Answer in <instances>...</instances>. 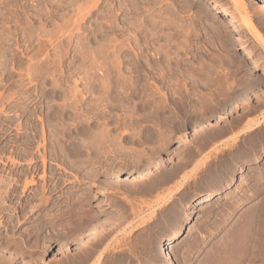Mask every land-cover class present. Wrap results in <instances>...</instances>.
Wrapping results in <instances>:
<instances>
[{
    "label": "rangeland",
    "instance_id": "374dc122",
    "mask_svg": "<svg viewBox=\"0 0 264 264\" xmlns=\"http://www.w3.org/2000/svg\"><path fill=\"white\" fill-rule=\"evenodd\" d=\"M207 1L0 0V263L167 264L190 214L173 264H264V0Z\"/></svg>",
    "mask_w": 264,
    "mask_h": 264
},
{
    "label": "bare ground",
    "instance_id": "6f19581e",
    "mask_svg": "<svg viewBox=\"0 0 264 264\" xmlns=\"http://www.w3.org/2000/svg\"><path fill=\"white\" fill-rule=\"evenodd\" d=\"M237 1V0H236ZM240 1V0H239ZM259 2V1H258ZM205 5L206 4H208V3H210V1H207V0H204V2H203ZM242 3V2H241ZM258 5H259V11H260V14H262L263 16H264V3L263 2H259L258 3ZM211 8H212V10H215L217 13H219V14H222V13H226V14H228V15H230L231 17H232V19H233V21H235V22H238L237 20H236V16L237 15H235V13L233 12V11H226L227 9H224V8H222V7H218V6H216V5H211ZM260 36V35H259ZM262 36V35H261ZM263 38H261V40H262ZM250 85V84H249ZM257 86V85H256ZM247 87H249V86H247ZM254 87H255V85H254ZM252 88V87H251ZM256 88V87H255ZM238 94V93H237ZM234 97V99H235V96H233ZM237 97V99L239 98L238 96H236ZM232 98V97H231ZM201 99V98H200ZM204 99V98H203ZM211 99V98H210ZM226 99V98H225ZM232 99L233 100V102L235 103V100H236V102H237V99ZM205 100V99H204ZM231 100V101H232ZM243 104L244 103H246L247 101V99L244 97H242L241 99H239ZM251 100V99H250ZM249 100V101H250ZM210 101V100H209ZM217 101V100H216ZM224 101V100H223ZM226 101V100H225ZM201 102V101H200ZM205 102V101H204ZM215 102V101H214ZM227 103H229L228 101H227ZM263 104H264V100H263V102H262ZM261 103V104H262ZM211 104V103H210ZM224 104V103H223ZM251 104H252V102H251ZM229 105V104H228ZM219 106H220V104H219ZM222 106V105H221ZM263 106V105H262ZM211 107V106H210ZM217 107V106H216ZM249 107V106H248ZM264 107V106H263ZM223 108H225V106H223ZM262 108V107H261ZM210 109H212V108H210ZM220 110H221V108H220ZM214 111V110H213ZM222 111V110H221ZM247 111V110H246ZM160 112V111H159ZM159 112H157V111H155V112H149V114H148V117L149 118H153V119H159L160 117H161V112L159 113ZM223 114H224V111L222 112ZM257 113V112H256ZM253 115V114H252ZM204 119V118H203ZM243 119V118H242ZM263 121V119H259L258 121H256L255 122V125H250L248 128H246L245 130H247V129H252V128H254L256 125H259L261 122ZM210 123V121H208V122H205L204 124L203 123H200V124H197L196 125V127L198 128V129H202V128H205V126L206 125H208ZM230 124H232V123H230ZM229 124V125H230ZM231 127V126H230ZM93 130V129H92ZM227 130V129H226ZM233 130V129H232ZM224 131V130H223ZM222 131V132H223ZM218 132V131H217ZM221 132V131H220ZM226 132V131H225ZM93 133V132H92ZM222 133H218V135H221ZM224 134V133H223ZM100 135V134H99ZM148 135V134H147ZM150 135H152V139L153 138H155V139H157V138H159L157 135L158 134H156V132H151V134ZM233 136V135H232ZM206 137H207V135H206ZM210 138H212V135H208V140L210 139ZM95 140V139H94ZM212 140V139H211ZM207 141V140H206ZM208 143V142H207ZM55 144V143H54ZM62 144H63V142H62ZM215 144V143H214ZM87 146V145H86ZM197 148V147H196ZM57 149V148H56ZM65 149V148H64ZM69 149V148H68ZM91 149V148H90ZM55 151V150H54ZM45 152V151H44ZM56 152V151H55ZM97 153V152H96ZM75 154V153H74ZM197 154V153H196ZM188 155V154H187ZM191 155V154H190ZM72 157V156H71ZM186 157V156H185ZM192 157H194V156H192ZM84 158V157H83ZM82 158V159H83ZM92 158V157H91ZM38 159V158H37ZM40 159V158H39ZM81 159V160H82ZM85 159V158H84ZM186 159H188V160H186V161H183V163L181 162V164L180 163H178V165L176 166V165H174L170 170H168V169H166V166L165 165H163L164 163H165V161L163 160V161H157L155 164H157L158 165V167L160 168V170L158 171V173L157 174H155V176L153 175L152 176V173H151V171H153V168L152 167H149L148 169L146 168V170L145 171H143L142 173H141V179L144 177V176H149V179H147V183L145 184V186H143V192H145V193H152V192H154L155 191V189L156 188H159V187H161L162 185H165V184H168V183H173L174 181H175V178H177V176L179 175V173H180V171L181 170H183L184 168H185V165L186 166H188V165H190V162H192V159H191V156H189L188 158H186ZM30 160V159H29ZM92 160V159H91ZM96 160V159H95ZM184 160V159H183ZM14 162V161H13ZM77 162V161H76ZM43 163L45 164V158L43 157ZM71 163V162H70ZM90 163V162H89ZM98 163V162H97ZM83 164V163H82ZM139 164V163H138ZM63 165V164H62ZM146 165V164H145ZM80 166V165H79ZM87 166V165H86ZM30 168V167H29ZM36 168V167H35ZM183 168V169H182ZM168 170V171H167ZM182 172V171H181ZM23 173V172H22ZM151 174V175H150ZM184 174V173H183ZM93 175V174H92ZM144 175V176H143ZM140 176H138V177H140ZM143 176V177H142ZM35 177V176H34ZM93 177V176H92ZM155 177V178H154ZM86 178V177H85ZM128 179L130 180V181H132L133 182V180H136V179H133L131 176L130 177H128ZM26 180V179H25ZM106 180V179H105ZM128 180V181H129ZM138 181V180H137ZM143 181V180H142ZM31 182H33V179H31ZM106 182V181H105ZM30 183V181L28 180V181H25V186H27V184H29ZM10 184V183H9ZM24 185V184H23ZM24 186V187H25ZM166 186V185H165ZM44 187V186H43ZM53 187V186H52ZM14 189H15V187H13ZM162 188V187H161ZM140 189H142V188H140ZM44 192V191H43ZM6 193V192H5ZM41 193V192H40ZM135 193V192H134ZM155 193V192H154ZM44 193H42V195H43ZM216 194L217 193H215V192H209L208 194H206V195H204V196H202V197H198V198H195L193 201H192V205H197V204H200V203H202V202H206V201H210V200H212L215 196H216ZM44 196V195H43ZM49 196V195H48ZM72 196V195H71ZM21 197V196H20ZM168 196H166L165 198H163L161 201L163 202L164 201V199L166 200V198H167ZM42 198V197H41ZM74 198V197H73ZM48 199V198H47ZM74 200V199H73ZM6 203V202H5ZM67 204V203H66ZM158 204H160V202L158 203ZM144 205V204H143ZM145 205L148 207V209H151L152 207H154L155 205L153 204V202L151 201V202H147V203H145ZM11 206V205H10ZM137 206H138V204H137ZM4 208V207H3ZM17 208V207H16ZM67 208V207H66ZM135 208V207H134ZM133 209V208H132ZM13 210V209H12ZM142 207L140 206V208L138 209V207L136 208V209H134V210H132L133 212L131 213L132 215H135V216H141V213H143L142 212ZM14 212V211H13ZM76 212V211H75ZM83 213V212H82ZM60 214V213H59ZM78 214V213H77ZM84 214V213H83ZM66 215V214H65ZM68 215V214H67ZM129 215V214H128ZM48 216V215H47ZM127 216V215H126ZM62 217V216H61ZM67 217V216H66ZM81 217V216H80ZM64 218V217H63ZM126 218H128V217H126ZM54 219V218H53ZM68 219V218H67ZM66 219V220H67ZM75 219V218H74ZM122 219V218H121ZM129 219V218H128ZM45 220V219H44ZM57 220V219H56ZM80 220V219H79ZM89 220V219H88ZM125 220V219H124ZM127 220V219H126ZM51 221V220H50ZM49 221V222H50ZM92 221V220H91ZM115 221V220H114ZM128 221V220H127ZM125 223V221H120V222H117V224H115V226L116 227H118V226H121L122 225V223ZM133 222V221H132ZM191 222V215L189 214V215H187L185 218H184V220L180 223V225H178L175 229H174V231L169 235V236H167V237H165L163 240H162V244H161V247H160V251H161V254L165 257V259L168 261V263L167 264H173V258H172V255H171V253H170V251H169V248H170V245L176 240V239H178L181 235H182V233H184V231H186V229H187V227H188V225H189V223ZM80 223V222H79ZM127 223V222H126ZM46 224V223H45ZM49 224V223H48ZM89 224H92L91 222H89ZM131 224V223H130ZM129 223H127V225H130ZM125 225V224H124ZM238 225V224H237ZM46 226V225H45ZM48 226V225H47ZM114 226V225H113ZM115 226L114 227H112L113 229H110V230H106L105 228L104 229H102V230H104V232L101 234V235H99L98 237H96V239L98 238V240H97V242H96V247H99L100 245L102 246L103 245V243L105 242V240H107V238H108V236L110 235V233L111 232H113L112 230H116V228H115ZM123 226V225H122ZM126 226V225H125ZM125 226L122 228V229H126L125 228ZM239 227V226H238ZM237 227V229H239ZM39 228V227H38ZM92 228V227H91ZM107 228V227H106ZM233 228V227H232ZM106 230V231H105ZM121 230V229H120ZM127 230V229H126ZM232 230H234V229H232ZM98 231H99V229H98ZM124 231V230H123ZM236 231V230H235ZM97 233V232H96ZM236 233V232H235ZM9 234V233H8ZM99 234V233H98ZM96 235V234H95ZM16 237V236H15ZM233 237V236H232ZM157 237H154V236H149V238H148V240H147V246H148V248L149 247H151V246H153L154 245V247H155V243L156 242H154L155 241V239H156ZM18 240V239H17ZM109 240V239H108ZM229 240H231V239H229ZM121 241V240H120ZM128 241V240H127ZM17 242V241H16ZM126 242V241H125ZM228 242V241H227ZM10 244V243H9ZM20 244V243H19ZM8 246V245H7ZM17 246V245H16ZM223 245H221V247H222ZM6 247V246H5ZM131 247V246H130ZM95 248V247H94ZM155 249V248H154ZM96 250V249H95ZM6 251V250H5ZM10 252V251H9ZM18 252V251H17ZM20 252V251H19ZM93 253V252H92ZM95 253V252H94ZM253 253L255 254V251H253ZM9 254V253H8ZM100 254V255H99ZM98 255H99V257L102 255V253H99ZM94 255H96V254H94ZM257 255V254H256ZM260 255V254H259ZM91 257L92 256H90V259H91ZM98 257V258H99ZM104 257V256H103ZM222 257V256H221ZM3 258V257H2ZM9 258V260H7V261H10L11 259V261H13V257L11 258V257H8ZM89 258V257H88ZM10 261V262H11ZM85 261V260H84ZM254 261H255V259H254ZM86 262V261H85ZM84 262V263H85ZM9 263V262H8ZM7 262L5 263H0V264H8ZM252 263V262H251ZM82 264V263H81Z\"/></svg>",
    "mask_w": 264,
    "mask_h": 264
}]
</instances>
